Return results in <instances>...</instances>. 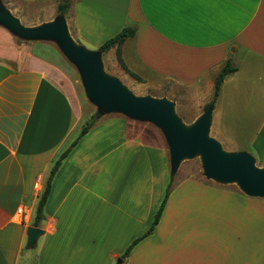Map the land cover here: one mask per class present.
Returning <instances> with one entry per match:
<instances>
[{
	"label": "crops",
	"instance_id": "1",
	"mask_svg": "<svg viewBox=\"0 0 264 264\" xmlns=\"http://www.w3.org/2000/svg\"><path fill=\"white\" fill-rule=\"evenodd\" d=\"M59 2L0 5L23 23L24 12L46 13ZM62 17L73 41L88 50L133 27L120 55L140 80L121 67L116 46L103 52L133 82L206 92L230 61L237 70L212 99L210 137L264 165V0H69ZM0 25L8 31L0 42V264H241L223 259L214 235L222 238L225 201L230 211L249 214L255 200L196 180L171 184L153 232L122 257L149 228L169 182L165 147L143 139L122 115L97 120L62 159L37 226L44 233L27 246L50 170L91 114L59 66L31 48L19 50L15 33ZM215 101L228 109L227 123L223 112L213 117ZM235 121L238 131L251 127L247 151L235 144Z\"/></svg>",
	"mask_w": 264,
	"mask_h": 264
},
{
	"label": "rangeland",
	"instance_id": "2",
	"mask_svg": "<svg viewBox=\"0 0 264 264\" xmlns=\"http://www.w3.org/2000/svg\"><path fill=\"white\" fill-rule=\"evenodd\" d=\"M48 8L49 10L46 13L33 12L29 14L24 12L23 16H27L28 19L23 17L21 19L23 23L21 24L25 26H33L37 24L39 26L45 23V15L48 18H52L47 22H51L58 17H62V14H60L58 11V6H48ZM15 35L16 36H12L13 42L16 44V47L19 50H27L28 48H31L33 51L43 55L48 60L55 63L65 72V74L73 82L75 86L74 88L83 102L86 111L90 112L91 116L89 120L96 118L97 121L102 117L110 115L125 116L131 120L133 131L140 134L143 139L164 146L168 153L169 175L172 176V183L175 181L184 180L202 181L218 188L236 191L253 198L256 202L254 203L256 210L254 213L250 211L249 214H247V212L244 213L243 211H239L238 213L235 211H230V208L233 207V205L226 203V201L224 202V219L222 222V227L220 225L221 221L218 222V228H221L222 230V238L220 234H218L214 235V240H217L218 244L222 243L224 245L222 252L223 259L225 260H231V262L236 261L241 264H264V195L251 196L243 192L236 182H221L212 178H207L203 174L202 155L200 152H197L193 156L182 157L178 163H174L171 158V148L168 139L165 135V132L158 124L148 118H134L118 110L106 111L103 107L93 103L87 97L79 69L77 68L76 64L63 53L59 44L54 38L27 39L20 35ZM7 36L8 31L0 25V42H6ZM2 46H4V44ZM89 50L93 49L89 48ZM93 51L100 54V61L104 74L118 78L119 81L136 96H152L154 98H164L171 101L173 103L175 114L186 126H191L196 121V119L204 113L205 105L213 99V87H206L205 92L202 87H176L168 82L158 84L156 83L154 86L151 84L138 83L137 81L133 82L128 77H124L123 74L120 75L118 73L120 70L115 69L116 66L111 65V62L108 61V58L105 54L99 52L98 50ZM224 91H226V88H224ZM214 103L215 109L213 112V117H216L217 112H223L221 122L227 123L229 114L225 115V111L228 112V109L221 106L217 101ZM219 107H221V109H219ZM231 127H233L235 132V144L237 148H239L238 150L247 151V140L250 139L251 136V127L249 128L248 126L242 131H238L240 124L239 122L236 124V121L234 124H231ZM214 133L215 122L212 124L211 121L209 136H214ZM255 164L259 168L264 167V165L259 163ZM212 227L215 228L217 226ZM207 239L211 241L212 236L208 235ZM191 243L193 246L198 245L194 241ZM119 264H122V261Z\"/></svg>",
	"mask_w": 264,
	"mask_h": 264
},
{
	"label": "water",
	"instance_id": "3",
	"mask_svg": "<svg viewBox=\"0 0 264 264\" xmlns=\"http://www.w3.org/2000/svg\"><path fill=\"white\" fill-rule=\"evenodd\" d=\"M0 23L24 38H54L63 53L76 64L87 97L106 111L118 110L134 118H148L158 124L168 139L174 163L182 157L202 155L203 174L221 182H236L251 196L264 195V167L255 165L247 153H232L209 136L213 105L204 111L191 126H186L175 114L173 103L164 98L136 96L116 77L103 73L100 54L76 44L71 38L63 17L39 26H25L0 5ZM44 230L37 226L26 229L27 246L36 243ZM118 259L117 263H121Z\"/></svg>",
	"mask_w": 264,
	"mask_h": 264
},
{
	"label": "trees",
	"instance_id": "4",
	"mask_svg": "<svg viewBox=\"0 0 264 264\" xmlns=\"http://www.w3.org/2000/svg\"><path fill=\"white\" fill-rule=\"evenodd\" d=\"M2 2V0H0V3ZM69 6V0H60L59 4H58V11L60 14H64V12L67 10ZM134 35V28L133 27H124L120 32H118L116 35H114L113 37L107 39L104 43H102L98 50L99 52L103 53L108 51L110 48L116 46L117 47V51H116V56H117V60L119 62V64L121 65V67L128 73L130 74L132 77H134L137 80H140L139 76L136 75L135 73L129 71L125 64L123 63V60L121 58L120 55V46L121 44L130 36ZM237 70V67L231 65L230 61H226L225 65L222 67V69L220 70V72L217 74L216 78H215V87H214V93H213V99H215L219 93V89H220V85L224 79V77L232 72H235ZM212 103L209 102L205 105V110L210 106V104ZM96 122V118H92L91 120L87 121L85 123V125L82 127L79 136L71 143L70 147L65 150L60 157L54 162L49 176L47 178L45 187L37 201V205L35 208V215H34V220L32 222L33 226H38V224L44 219V213H43V208L47 199V196L49 194L50 191V187H51V181L52 178L56 172V170L58 169L61 161L63 158L66 157V155L68 154V152L70 151L71 147H73L76 142L78 141V139L83 136ZM171 184H172V176L169 175V182L167 185V188L165 190L164 196L160 202V205L154 215V218L149 226V228L139 237L135 238L130 244L129 246L126 248V250L124 251V253L122 254V257H126L127 255H129V253L131 252V250L134 248V246L144 237L150 235L155 226L158 224L159 219L161 217V214L163 212V209L165 207L167 198L169 196L170 193V188H171Z\"/></svg>",
	"mask_w": 264,
	"mask_h": 264
},
{
	"label": "bare ground",
	"instance_id": "5",
	"mask_svg": "<svg viewBox=\"0 0 264 264\" xmlns=\"http://www.w3.org/2000/svg\"><path fill=\"white\" fill-rule=\"evenodd\" d=\"M256 165V164H255Z\"/></svg>",
	"mask_w": 264,
	"mask_h": 264
},
{
	"label": "built area",
	"instance_id": "6",
	"mask_svg": "<svg viewBox=\"0 0 264 264\" xmlns=\"http://www.w3.org/2000/svg\"><path fill=\"white\" fill-rule=\"evenodd\" d=\"M21 211V210H20Z\"/></svg>",
	"mask_w": 264,
	"mask_h": 264
}]
</instances>
